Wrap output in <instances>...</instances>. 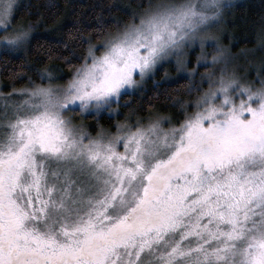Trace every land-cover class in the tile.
Returning <instances> with one entry per match:
<instances>
[{"label": "snow or ice", "instance_id": "6c2138e0", "mask_svg": "<svg viewBox=\"0 0 264 264\" xmlns=\"http://www.w3.org/2000/svg\"><path fill=\"white\" fill-rule=\"evenodd\" d=\"M226 7L148 0L98 43L81 36L66 75L30 68L0 93V264H264V61L253 80L230 70L209 34ZM23 11L0 0L4 53L32 45ZM165 63L187 81L174 122H78L114 117Z\"/></svg>", "mask_w": 264, "mask_h": 264}, {"label": "trees", "instance_id": "16d2710c", "mask_svg": "<svg viewBox=\"0 0 264 264\" xmlns=\"http://www.w3.org/2000/svg\"><path fill=\"white\" fill-rule=\"evenodd\" d=\"M147 2L148 0H27L21 16H25L27 22L35 23L34 29L39 32L29 50L22 55H0V84L5 90L26 86L28 76L36 79L34 70L45 68L57 70V75H66L70 71L67 61L77 63L73 56L80 52L78 44L81 36L84 40L91 39L93 43H98V30L111 29L117 22L129 21L131 14L139 12ZM237 9L242 22L239 23L241 28L237 30L236 41H246L248 46L253 47L257 42L258 32L264 30V0H246ZM65 43L67 48L64 47ZM56 47L60 51H49ZM162 73L163 70L160 71ZM186 83L185 81L179 88L173 89L172 83L151 82L141 94H128L123 97V101L131 100L130 108L142 109L143 112L176 114L180 110L178 101L182 98L189 99L183 90ZM115 120L108 116L100 119L108 128H112Z\"/></svg>", "mask_w": 264, "mask_h": 264}, {"label": "rangeland", "instance_id": "374dc122", "mask_svg": "<svg viewBox=\"0 0 264 264\" xmlns=\"http://www.w3.org/2000/svg\"><path fill=\"white\" fill-rule=\"evenodd\" d=\"M246 0H221L222 3L228 5V7L223 9V15L220 18V23L217 25H213L209 29V34L211 36H214L217 38L218 43L220 44L221 47H223L226 50V53L229 54L230 56L236 57V59L230 64V70H235L238 73H246L247 78L249 80L255 79V72H254V66H259V64L264 61V50L261 49V41H260V35L262 32H264L263 29L258 32V39L256 44L253 47L248 46L246 41H236V35H237V30H240L239 23H241V18L238 16V9L241 4H243ZM27 0H17V3L22 7L26 5ZM20 23H27V19L25 16L20 17ZM52 31V30H51ZM38 30L36 31L35 29L33 30V36L34 38L36 37ZM248 38V37H247ZM249 39V38H248ZM14 53L13 55H22L25 52H10ZM6 55L9 53H4L2 50H0V55ZM3 57V56H2ZM190 59H194L193 57H189ZM191 67V65H189ZM163 70V73L160 74V71ZM200 72H203L204 69L201 68L199 69ZM158 74L160 76L158 77ZM180 76V73H178L171 63H165L162 67H159L156 70V74L151 77H146L145 80L143 81V86L139 90L133 89L130 91L129 94H141L144 90H146L150 83L152 84H158L160 82L164 83H172L173 89L179 88V85L185 83L186 80H179L177 81V77ZM187 82V81H186ZM12 87L8 90H5L4 87L0 84V93L7 94L11 91ZM124 102H127L128 107L124 108L121 107L119 109V113L116 114L113 118L116 120L114 121V124L117 121H124L125 118L131 119L133 116H147L149 114H161L165 116H169L174 118L175 116L179 113L177 112L176 114H173L171 112H161V111H148V112H143L142 109L137 110V108H130L132 105L131 100H122V104ZM113 107H116V105H113ZM130 108V109H129ZM151 112V113H150ZM79 116V113L76 114ZM110 116L108 113H103L101 117ZM97 119L96 117L93 116H84L81 118L80 123H82L85 126L86 131L92 132L93 135H95L96 130L99 128H104V129H111L106 126H104L100 119ZM119 117V118H117ZM167 126V125H165Z\"/></svg>", "mask_w": 264, "mask_h": 264}]
</instances>
